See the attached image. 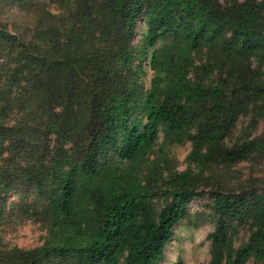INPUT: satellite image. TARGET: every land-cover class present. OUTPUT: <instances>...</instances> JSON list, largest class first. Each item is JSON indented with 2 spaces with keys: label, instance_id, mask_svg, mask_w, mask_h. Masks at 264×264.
Listing matches in <instances>:
<instances>
[{
  "label": "trees",
  "instance_id": "16d2710c",
  "mask_svg": "<svg viewBox=\"0 0 264 264\" xmlns=\"http://www.w3.org/2000/svg\"><path fill=\"white\" fill-rule=\"evenodd\" d=\"M44 1L36 11L38 0L14 4L30 15L12 24L0 13V222L34 218L49 234L33 248L1 245L0 264H159L202 192L185 171L158 208L134 170L160 131L168 143L191 141L194 162L248 157L255 140H225L261 98L264 0ZM20 188L40 197L9 204ZM212 196L203 264H245L264 249V205L254 191ZM246 218L257 227L233 253L228 222Z\"/></svg>",
  "mask_w": 264,
  "mask_h": 264
},
{
  "label": "rangeland",
  "instance_id": "374dc122",
  "mask_svg": "<svg viewBox=\"0 0 264 264\" xmlns=\"http://www.w3.org/2000/svg\"><path fill=\"white\" fill-rule=\"evenodd\" d=\"M52 6L54 3L47 0ZM223 6H230L243 0H218ZM12 3V1L10 2ZM7 0H0V13L9 17L11 24L16 19L25 20L30 14L11 10L14 4L19 9L23 6L21 0L10 4ZM46 3L38 0L39 6ZM25 9V8H23ZM34 16H31V19ZM146 23L141 22L138 28V36L135 43L142 38ZM10 27V26H9ZM13 27V26H11ZM144 64L145 74L143 81L145 88L150 87L153 71L148 64ZM259 58L255 65L259 64ZM264 63V62H263ZM196 76L195 72H191ZM213 75V79H215ZM261 98L255 106L250 109L249 114L241 116L232 132L226 137V145H239L247 140H255L253 149L248 157L234 163H199L189 158L191 152V141L183 143H168L160 131L154 151L140 167L134 172L137 174V181L145 184L150 182L154 185L155 194L152 202L161 208L173 197V192L178 183L174 179L180 173L189 171L192 176L191 187L201 191L202 194L194 197L188 204L189 217L178 223L174 229V235L165 248V258L159 264H174L182 261L184 264H203L211 259L212 238L211 234L216 228L217 215L211 208L213 201L212 193L221 189L224 192L239 193L240 191L256 192L261 203L264 205V72L260 77ZM8 155V154H7ZM9 156V155H8ZM120 165L128 164L127 161L118 159ZM6 162H3L5 164ZM155 166H157L155 168ZM152 171V172H151ZM40 197L38 192L25 194L22 189L15 190L7 195L8 203L25 200L34 201ZM257 220L246 218L244 221L231 220L229 234L233 242V253L246 243L253 230L257 227ZM49 230L41 222L34 218L25 219L17 226L9 222H0V247L18 246L21 248H33L42 245L48 239ZM123 264V263H121ZM245 264H264V249L256 251Z\"/></svg>",
  "mask_w": 264,
  "mask_h": 264
}]
</instances>
